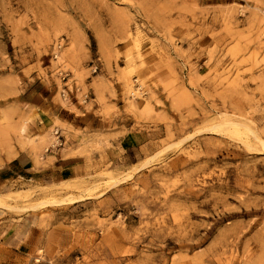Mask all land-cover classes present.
<instances>
[{"label":"rangeland","instance_id":"374dc122","mask_svg":"<svg viewBox=\"0 0 264 264\" xmlns=\"http://www.w3.org/2000/svg\"><path fill=\"white\" fill-rule=\"evenodd\" d=\"M0 264H264V0H0Z\"/></svg>","mask_w":264,"mask_h":264},{"label":"bare ground","instance_id":"6f19581e","mask_svg":"<svg viewBox=\"0 0 264 264\" xmlns=\"http://www.w3.org/2000/svg\"><path fill=\"white\" fill-rule=\"evenodd\" d=\"M128 84H130V82ZM216 128H217L216 125L209 127V129H216ZM28 142H29V137H27L26 135H21V134L10 137L9 141H8L10 146H15L17 144L21 145V146H25ZM50 202L52 203L55 201H48L47 203H50ZM43 203H45V202H43Z\"/></svg>","mask_w":264,"mask_h":264}]
</instances>
